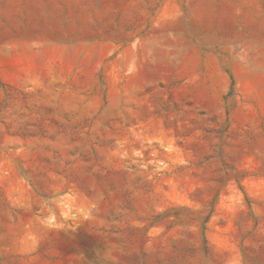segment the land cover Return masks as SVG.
<instances>
[{"label": "rangeland", "instance_id": "1", "mask_svg": "<svg viewBox=\"0 0 264 264\" xmlns=\"http://www.w3.org/2000/svg\"><path fill=\"white\" fill-rule=\"evenodd\" d=\"M0 264H264V0H0Z\"/></svg>", "mask_w": 264, "mask_h": 264}]
</instances>
